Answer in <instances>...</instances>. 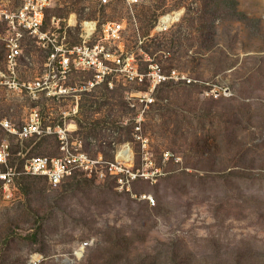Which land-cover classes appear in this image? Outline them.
<instances>
[{
    "label": "rangeland",
    "instance_id": "374dc122",
    "mask_svg": "<svg viewBox=\"0 0 264 264\" xmlns=\"http://www.w3.org/2000/svg\"><path fill=\"white\" fill-rule=\"evenodd\" d=\"M163 15L175 20L156 29ZM54 17L62 43L79 42L83 21L96 22L94 39L120 21L141 72L152 59L192 82L150 90L70 72L66 97L37 100L0 87V120L20 126L34 113L53 126L21 142L0 125L15 164L63 156L62 131L69 150L98 162L56 186L21 175L12 197L0 192V264H264V0H49L47 29ZM27 48L35 63L21 78L33 80L46 54ZM2 51L0 39V66ZM118 160L136 173L124 186L126 172L96 175Z\"/></svg>",
    "mask_w": 264,
    "mask_h": 264
},
{
    "label": "built area",
    "instance_id": "2783aa9c",
    "mask_svg": "<svg viewBox=\"0 0 264 264\" xmlns=\"http://www.w3.org/2000/svg\"><path fill=\"white\" fill-rule=\"evenodd\" d=\"M10 1L0 0V29H4V34H0L4 59L0 66V87L7 90H19L32 100H37L44 96L66 97L69 92L67 85L70 72H91V85L106 83L109 86H113L114 75L121 74L127 81L136 84L148 83L150 90L169 79L192 82L191 78L181 76L176 70L170 74L165 73L160 63L152 59L148 60V69L141 72L134 54L125 53L121 47L120 41L125 27L120 21L103 23L102 33L98 39L93 38L97 30L96 22L83 21L80 25L79 42L71 43L67 40L62 43L58 37H54V31L61 28L59 19L56 17L52 19L54 26H57L54 30L46 27V9L49 6V0H14L11 4ZM98 1L101 6H107L117 0ZM124 1L131 6L137 0ZM165 15L160 17L156 29H164L174 22L175 18L170 21L164 20L162 17ZM64 36L66 37L65 34ZM29 46L37 47L46 54L45 62H42L40 66L41 72L33 80L21 78L23 66L29 68L35 63L30 53H25ZM215 90L211 89V92L215 94ZM226 90L224 89V94H227ZM140 99L144 102L152 100L148 92L144 93ZM0 125L9 135L21 142L52 132L53 127L52 125L42 126L40 117L34 113L20 126H16L7 118L0 120ZM58 134L63 156L30 155L20 159L21 164L14 163L15 153L10 141L3 140L0 143V192L4 197H12L16 178L21 175L42 176L51 185L56 186L78 170L94 173L93 169L96 168L94 164L98 162L91 160L83 152L69 150L66 133L62 131ZM120 161L108 163L104 168L98 169V173L96 169V175L106 177L107 174L113 175L123 171L126 173L124 176L120 175L118 181L121 186L129 184L130 180L136 177V173L119 166Z\"/></svg>",
    "mask_w": 264,
    "mask_h": 264
},
{
    "label": "bare ground",
    "instance_id": "6f19581e",
    "mask_svg": "<svg viewBox=\"0 0 264 264\" xmlns=\"http://www.w3.org/2000/svg\"><path fill=\"white\" fill-rule=\"evenodd\" d=\"M163 19H164V20H166V21H168V20H169V19H168V17H163Z\"/></svg>",
    "mask_w": 264,
    "mask_h": 264
}]
</instances>
